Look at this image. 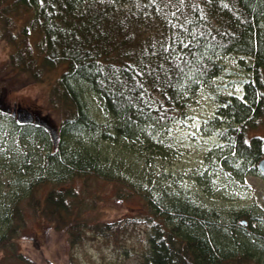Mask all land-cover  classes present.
I'll return each instance as SVG.
<instances>
[{
    "label": "trees",
    "instance_id": "obj_1",
    "mask_svg": "<svg viewBox=\"0 0 264 264\" xmlns=\"http://www.w3.org/2000/svg\"><path fill=\"white\" fill-rule=\"evenodd\" d=\"M192 2L199 4L204 17L188 18L197 22L209 43L201 49L192 77L178 87L137 77L152 102L148 118L138 111L143 107L148 113L138 93L125 91L120 81L129 88L134 84L125 71L128 66L140 71L142 65L164 63L158 60L159 48L170 33L151 0H0V43L11 50L0 72L16 70L27 82H51L49 100L62 115L56 145L44 126L19 122L0 109V181L10 177L14 189L10 202L0 201V250L14 244L24 223V206H29L69 235L71 246L87 237L122 246L131 233L144 230L142 264H264V230L252 227L247 212L232 216L223 208H202L185 194L145 189L144 174L137 172L134 180L121 174L136 172L137 165L109 152L112 142L105 144L113 137L124 143L145 140L151 148L159 145L150 130L186 115L190 94L221 71L219 55L242 53L251 57L246 94L221 95L214 121L222 123L227 134L222 162L229 170L237 176L246 170L260 172L264 134L256 128L264 119V0ZM98 109L102 120L95 115ZM159 112L164 119L158 118ZM75 178L114 181L119 197L139 195L144 209L137 216L90 222L81 214L85 197L66 183ZM2 257L0 264H7ZM6 257L37 264L18 250Z\"/></svg>",
    "mask_w": 264,
    "mask_h": 264
},
{
    "label": "rangeland",
    "instance_id": "obj_2",
    "mask_svg": "<svg viewBox=\"0 0 264 264\" xmlns=\"http://www.w3.org/2000/svg\"><path fill=\"white\" fill-rule=\"evenodd\" d=\"M9 51L10 46L1 42L0 66L7 60ZM218 59L222 65L221 71L209 80L201 81L199 88L190 94L186 115L169 126L150 130L154 144L159 145L151 148L145 140L124 143L113 140V137L106 139L105 144L112 142L109 152L114 156L118 152L128 165H137L136 172L128 174L122 170L121 174L131 180L135 179L137 172L144 174L145 189L185 194L202 208H223L232 216L236 211H245L250 216L252 227L264 230V174L246 170L237 176L229 170V165L222 162L227 134L223 132L224 125L214 121L221 108V95L241 98L246 94L245 82L249 76L251 57L235 52L219 55ZM53 74H58V71ZM50 90L51 82H27L26 76L16 70L0 72V99L4 105L14 107V103H19L34 116L43 114V120L60 125L62 115L49 100ZM100 114L103 111L98 109L95 115L102 120ZM220 120L222 122L223 118ZM256 131L264 134V119ZM15 142L21 146L20 139L15 138ZM57 142L54 144L57 145ZM239 161L236 159L234 162ZM11 181L10 177L5 176L3 182L0 181L1 203L10 202L13 198L10 195L14 193ZM66 183L73 184L85 197L81 214L90 222H109L123 216H137L144 209V200L139 195L119 197L115 192L118 185L114 181L92 178L85 182L75 178ZM23 214L24 223L14 235V244L0 250L4 263L18 264L16 259L6 257L18 250L37 264H46L47 261L51 264H142L144 230L131 233L122 246H117L113 241L88 237L71 246L69 235L58 230L47 219L36 216L31 207L24 206ZM243 224H247V221ZM242 264L256 263L251 260Z\"/></svg>",
    "mask_w": 264,
    "mask_h": 264
},
{
    "label": "snow or ice",
    "instance_id": "obj_3",
    "mask_svg": "<svg viewBox=\"0 0 264 264\" xmlns=\"http://www.w3.org/2000/svg\"><path fill=\"white\" fill-rule=\"evenodd\" d=\"M202 2L211 4L212 0H202ZM151 4L154 5V10L160 14L161 22H166V31L170 33L161 42L159 48L158 60H162L164 63H157L155 67L142 65L140 71L128 66L125 71L129 72L134 84L129 88L124 81H120L125 91L138 93L137 99L147 107L148 113L144 112L143 107H139L138 111L148 118H151L149 114L153 110L152 102L145 98L144 85L139 83L137 77L148 76L155 85L164 84L167 87H178L181 81L192 77L195 72L194 65L201 57V49L209 43L207 34L198 29L197 22L188 18L189 15L195 14L201 20L203 19L204 11L199 7V4L192 0H159V2L151 0ZM202 40L205 41L204 44L201 43ZM165 64L170 67H165ZM126 99L131 104L132 97L129 96ZM132 106L136 107L137 105L133 104ZM158 118L164 119V113L159 112Z\"/></svg>",
    "mask_w": 264,
    "mask_h": 264
},
{
    "label": "water",
    "instance_id": "obj_4",
    "mask_svg": "<svg viewBox=\"0 0 264 264\" xmlns=\"http://www.w3.org/2000/svg\"><path fill=\"white\" fill-rule=\"evenodd\" d=\"M0 109L12 114L17 118L19 122L27 123V122H37L49 129V133H51L54 143L57 141L58 137V125L57 123H48L47 120L35 118L34 114L27 108H24L20 105H14V107H10L9 105H4L2 100H0ZM258 169H260L264 173V157H262L257 163ZM243 223L246 222L245 219L242 220Z\"/></svg>",
    "mask_w": 264,
    "mask_h": 264
},
{
    "label": "flooded vegetation",
    "instance_id": "obj_5",
    "mask_svg": "<svg viewBox=\"0 0 264 264\" xmlns=\"http://www.w3.org/2000/svg\"><path fill=\"white\" fill-rule=\"evenodd\" d=\"M14 104H18L19 105V103H14ZM24 107V106H23ZM43 114H39V113H37L36 114V116H35V118H39V119H42L43 118V116H42Z\"/></svg>",
    "mask_w": 264,
    "mask_h": 264
}]
</instances>
